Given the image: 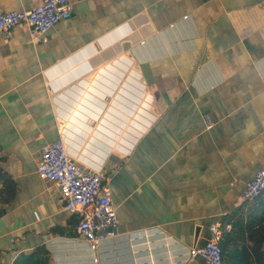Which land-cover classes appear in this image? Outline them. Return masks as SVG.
Segmentation results:
<instances>
[{
  "label": "crops",
  "instance_id": "0c3cea01",
  "mask_svg": "<svg viewBox=\"0 0 264 264\" xmlns=\"http://www.w3.org/2000/svg\"><path fill=\"white\" fill-rule=\"evenodd\" d=\"M71 2L44 35L0 33V264H202L208 226L259 206L238 209L264 167V0ZM59 138L116 207L95 251L37 176Z\"/></svg>",
  "mask_w": 264,
  "mask_h": 264
},
{
  "label": "built area",
  "instance_id": "2783aa9c",
  "mask_svg": "<svg viewBox=\"0 0 264 264\" xmlns=\"http://www.w3.org/2000/svg\"><path fill=\"white\" fill-rule=\"evenodd\" d=\"M73 13L71 0H42L31 9L0 13V33L11 32L18 26L26 27L31 36L46 34L58 22L68 20ZM206 125L211 123L206 120ZM37 176L45 184L59 191L61 210L77 217L76 237L95 251L101 244L118 237L116 207L101 170L83 168L70 155L65 141L56 139L40 149ZM264 190V167L256 170L241 193L242 203L253 202ZM39 219L38 214H34ZM230 225L221 227L218 221L208 226V239L199 247L188 250V261L200 260L202 264H222L220 240Z\"/></svg>",
  "mask_w": 264,
  "mask_h": 264
},
{
  "label": "trees",
  "instance_id": "16d2710c",
  "mask_svg": "<svg viewBox=\"0 0 264 264\" xmlns=\"http://www.w3.org/2000/svg\"><path fill=\"white\" fill-rule=\"evenodd\" d=\"M264 196L263 192L253 201L256 202L258 209L252 210L250 213L243 211L237 215L236 213L223 216L219 219L221 227L230 225L231 232L222 234L220 240V248L222 252V264H264ZM249 203H242L238 207L241 210ZM77 222H75L76 225ZM75 236V226L73 227ZM231 233L235 238L231 240ZM246 237L252 244L250 247L245 244H239L240 240ZM31 256H22L21 261H29ZM19 261V260H18ZM18 261L14 264H18ZM20 261V262H21Z\"/></svg>",
  "mask_w": 264,
  "mask_h": 264
},
{
  "label": "rangeland",
  "instance_id": "374dc122",
  "mask_svg": "<svg viewBox=\"0 0 264 264\" xmlns=\"http://www.w3.org/2000/svg\"><path fill=\"white\" fill-rule=\"evenodd\" d=\"M239 244H245L246 246L250 247L252 243L249 240H247V238H245L243 240H240ZM262 247L264 246L262 245Z\"/></svg>",
  "mask_w": 264,
  "mask_h": 264
}]
</instances>
